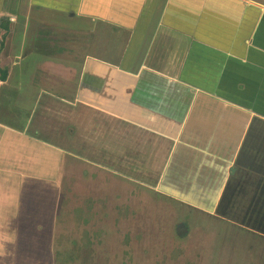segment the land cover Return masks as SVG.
<instances>
[{"label": "crops", "instance_id": "0c3cea01", "mask_svg": "<svg viewBox=\"0 0 264 264\" xmlns=\"http://www.w3.org/2000/svg\"><path fill=\"white\" fill-rule=\"evenodd\" d=\"M35 11L46 13L38 18L31 15ZM0 20L9 22L0 53V68L8 72L0 81V264H57L73 129L70 120L57 136L40 122L32 128L42 98L81 102L168 139L160 182H207L205 194L217 197L247 138H257V145L264 135V0H0ZM38 20L50 26L68 21L81 30L93 26L90 36L97 40L109 35L118 57L129 58V83L119 87L124 90L118 97L102 102L109 93L100 82L79 81L76 92L44 66L32 70L26 61L35 49L20 52L29 42L21 23L38 26ZM2 35L0 28V40ZM44 35L45 52L64 40L57 32ZM184 189L182 194H191ZM241 240L250 253L245 264H256L253 255L262 259L264 249Z\"/></svg>", "mask_w": 264, "mask_h": 264}, {"label": "rangeland", "instance_id": "374dc122", "mask_svg": "<svg viewBox=\"0 0 264 264\" xmlns=\"http://www.w3.org/2000/svg\"><path fill=\"white\" fill-rule=\"evenodd\" d=\"M45 13L35 11L31 15L40 18ZM38 21L39 27L21 23V33L25 28L29 42H25L20 52L30 46L35 49L26 61L32 70L44 66L59 84L71 83L76 92L75 84L79 81L100 82L109 93L102 102H112V97H118L124 90L119 87L129 83V58L118 57L109 35L97 40L90 36L93 28L90 25L81 30L68 21H58L53 26ZM53 32L64 37L63 42L56 43L58 48L42 51V40H49L44 34ZM99 55L104 57L97 61ZM61 59L62 62H57ZM60 68L62 72H55ZM91 91L93 87H86V92ZM97 93V97L102 96ZM85 97L90 98L88 93ZM8 98L15 105V98L12 95ZM69 103L42 98L32 115V128L39 122L45 124L49 136L61 134L62 125L69 120L73 129L67 139L71 144V165L57 239L59 264H245L250 257L249 249L246 243L239 246L238 237L264 249L261 239L264 231H258L264 227V176L246 178L238 164L234 165L237 175L231 171L230 193L224 202L233 199L239 204L237 210L226 213L220 208L225 185L219 191V201L215 197L210 203L203 199L207 182L196 184L198 198L176 192L173 187L162 188L159 180L170 153L168 139L152 137L117 115L109 119L105 111L94 110L93 106ZM249 153V161H261L264 168V153L254 149ZM136 170L141 172L138 174ZM183 187L187 193L191 186L180 188ZM242 208L247 211L243 220ZM62 223H66L64 227ZM179 225L188 226L187 234L178 232ZM244 231L259 238L244 235ZM65 243L69 249L63 248ZM252 259L256 264H264V252L262 259L255 255Z\"/></svg>", "mask_w": 264, "mask_h": 264}, {"label": "flooded vegetation", "instance_id": "af4514ba", "mask_svg": "<svg viewBox=\"0 0 264 264\" xmlns=\"http://www.w3.org/2000/svg\"><path fill=\"white\" fill-rule=\"evenodd\" d=\"M46 133H48V131L46 132ZM42 134H45L44 132H42ZM263 138H264V135H263ZM263 138H259L258 140H262ZM250 141H252V142H250ZM255 142H257V138H255V137H250L249 139H248V141H247V143H246V145L244 146V148H243V151H242V153L240 154V158H239V160L237 161V163L236 164H238V169L241 171V170H243L244 171V173H246V178H258V177H262V176H264V172H263V170H264V168H263V164L262 163H260L261 161H259V162H256V161H249L251 158H250V153L249 152H251L252 153V149H255V150H259L260 152H263L264 153V142H260L259 143V141H258V143L259 144H257V145H255ZM255 145V146H254ZM261 159H263V157L261 156ZM253 162H255L256 163V165L255 164H252ZM141 163V161L140 162H138V164H140ZM138 164H134V163H132L131 165H135V166H137V167H140ZM262 164V165H261ZM126 165V164H125ZM127 166V165H126ZM133 166H131V168L130 169H133ZM232 168H236V167H232ZM261 170H262V172H261ZM231 171H232V169H231ZM231 171H230V175H229V177H230V180L228 179V183H226V185H225V187H226V189H225V194H224V197L223 198H221V201H220V208L222 209V211H224V212H226V213H230V212H233V210H237L238 209V206H237V204H239L236 200H233V199H227V202L225 203L224 202V200H225V197H227L228 195H229V193H230V182L232 181L231 180V177L233 176V175H231ZM238 171V170H237ZM237 171H236V175H237ZM136 173H140L141 171L140 170H136L135 171ZM259 172V173H258ZM163 173V172H162ZM183 175V177H184V175L185 174H182ZM236 180H239V179H236ZM161 181V179L159 180V182ZM163 181V180H162ZM173 184H172V183ZM175 182V183H174ZM178 183V181H176V180H174V179H171V181L169 180V179H167V178H165V180H164V182L163 183H161V186H162V188H166V187H173L174 188V190L176 191V192H180V190H179V188H180V186L177 184ZM174 186H176V187H174ZM195 187L196 186H194V185H191V187L189 188V189H191V194L190 195H194V197H196V198H198L197 197V195H196V193L194 194V189H195ZM184 188H186V187H184ZM213 195H214V193H213V191L211 192ZM212 194H207L204 198V200L205 201H207V203H210V202H213L214 201V199H215V197H217L216 195L215 196H213ZM234 194V193H233ZM188 196V195H187ZM231 198H232V195H231ZM217 199V201H219V199L218 198H216ZM203 203L204 204H206V206H208V204L206 203V202H204L203 201ZM246 214H247V211L245 210V209H241L240 210V216L242 217V220L243 219H245V217H246ZM261 227V226H260ZM258 231H261V232H263L264 231V227H262V228H260V229H258ZM261 234V233H260ZM263 235H264V232L262 233ZM58 235H59V232H58ZM57 239H58V236H57ZM63 248H65V249H69V246L65 243V246H64V244H63ZM73 248V247H72ZM57 250H59V248H58V242L56 243V254H55V256H56V262H57V264H59V259L57 260Z\"/></svg>", "mask_w": 264, "mask_h": 264}, {"label": "trees", "instance_id": "16d2710c", "mask_svg": "<svg viewBox=\"0 0 264 264\" xmlns=\"http://www.w3.org/2000/svg\"><path fill=\"white\" fill-rule=\"evenodd\" d=\"M0 28L5 32L2 37H1V41H0V53L2 51V48L4 47L5 44V38L9 32V22L7 20H0ZM8 78V72L7 70L1 69L0 68V81L5 82ZM179 231H184L185 234H187L188 232V226H184V225H179L178 227V232Z\"/></svg>", "mask_w": 264, "mask_h": 264}, {"label": "water", "instance_id": "95a60500", "mask_svg": "<svg viewBox=\"0 0 264 264\" xmlns=\"http://www.w3.org/2000/svg\"><path fill=\"white\" fill-rule=\"evenodd\" d=\"M0 41H1V40H0ZM234 170H235V169H234V168H232V172H234Z\"/></svg>", "mask_w": 264, "mask_h": 264}]
</instances>
